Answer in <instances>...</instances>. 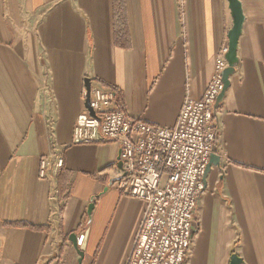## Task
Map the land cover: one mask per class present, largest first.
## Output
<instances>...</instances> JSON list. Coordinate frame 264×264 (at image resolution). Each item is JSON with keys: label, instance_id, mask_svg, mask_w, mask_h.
Instances as JSON below:
<instances>
[{"label": "crops", "instance_id": "crops-1", "mask_svg": "<svg viewBox=\"0 0 264 264\" xmlns=\"http://www.w3.org/2000/svg\"><path fill=\"white\" fill-rule=\"evenodd\" d=\"M240 1L239 63L214 120L221 164L186 264H264V0ZM232 27L227 0L116 11L113 0H0V264H79L72 234L85 237L81 264H127L146 206L119 187V143L72 144L84 90L173 127L185 99L203 97ZM60 152L56 181L41 179L42 158Z\"/></svg>", "mask_w": 264, "mask_h": 264}, {"label": "built area", "instance_id": "built-area-1", "mask_svg": "<svg viewBox=\"0 0 264 264\" xmlns=\"http://www.w3.org/2000/svg\"><path fill=\"white\" fill-rule=\"evenodd\" d=\"M228 48L227 43L216 57L215 75L203 97H187L173 127L131 118L113 93L99 88H91L90 107L76 119L72 144L119 143L125 174L119 187L146 206L127 264H186L205 191L204 174L217 150L214 120L225 89ZM48 89L45 79L43 90ZM63 166L61 152L44 157L39 176L56 181ZM84 240V235L78 237V245Z\"/></svg>", "mask_w": 264, "mask_h": 264}, {"label": "water", "instance_id": "water-1", "mask_svg": "<svg viewBox=\"0 0 264 264\" xmlns=\"http://www.w3.org/2000/svg\"><path fill=\"white\" fill-rule=\"evenodd\" d=\"M229 3V9L231 11L232 19H233V27L228 33V52L226 54V60L228 61V68L224 71L223 73V78H224V84H225V89L219 96L217 100V105H219L229 89L231 85L230 78L233 76L236 72V67L238 66L239 59H238V45H239V40L240 37L243 33V26L245 23V15L243 11V5L240 0H227ZM87 92H88V98L86 101V107H90V94H91V85L88 83L87 85ZM93 114V111H91ZM119 168L123 171V162L121 161V158L119 159ZM221 164V158L217 154H213L210 159V163L206 169V172L204 174L203 182L205 183V179L207 175L209 174L211 168L213 165L220 166ZM94 205L92 204L90 207V210L93 209ZM70 241L74 245L75 249L77 250L80 260L79 264L82 263L84 254L83 252L80 251L79 245H78V237L75 234H72L70 236ZM232 264H242V260L238 256H233L232 258Z\"/></svg>", "mask_w": 264, "mask_h": 264}, {"label": "trees", "instance_id": "trees-1", "mask_svg": "<svg viewBox=\"0 0 264 264\" xmlns=\"http://www.w3.org/2000/svg\"><path fill=\"white\" fill-rule=\"evenodd\" d=\"M122 7H123V0H113L114 11H116L117 9H121ZM68 197H69V195H66V197L64 199L66 200ZM61 211H60V213H61Z\"/></svg>", "mask_w": 264, "mask_h": 264}]
</instances>
